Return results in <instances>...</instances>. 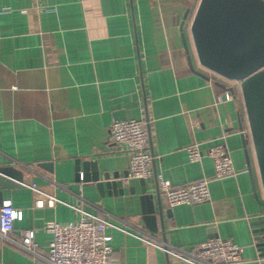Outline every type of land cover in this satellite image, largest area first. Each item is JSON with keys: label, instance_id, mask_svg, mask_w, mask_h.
Here are the masks:
<instances>
[{"label": "crops", "instance_id": "0c3cea01", "mask_svg": "<svg viewBox=\"0 0 264 264\" xmlns=\"http://www.w3.org/2000/svg\"><path fill=\"white\" fill-rule=\"evenodd\" d=\"M198 3L0 0V166L23 171L20 186L0 187V207L9 199L18 213L13 239L33 228L37 251L45 255L47 223L76 221V206L185 250L210 237L230 238L243 246L234 264H264V209L249 167L259 199L264 195L244 104L237 87L197 60L190 26ZM146 117L152 176L130 186L128 153L112 144L109 127L113 119ZM193 142L203 150L223 142L236 174L215 177L206 155L189 162L186 146ZM77 161L93 164L80 169L79 179ZM105 172L111 180L118 174L122 185L100 190ZM158 175L173 185L208 178L210 199L170 208ZM22 183H34L56 200ZM148 206L156 230L144 219ZM106 231L115 264H184L130 234ZM0 264L47 263L0 239Z\"/></svg>", "mask_w": 264, "mask_h": 264}, {"label": "built area", "instance_id": "2783aa9c", "mask_svg": "<svg viewBox=\"0 0 264 264\" xmlns=\"http://www.w3.org/2000/svg\"><path fill=\"white\" fill-rule=\"evenodd\" d=\"M211 73L225 82H235L239 92V82L227 80L214 72ZM230 98L231 94L227 93L226 99ZM109 132L112 144L126 149L128 153L127 178L151 177L153 153L148 118L113 119ZM186 152L188 161L191 163L200 161L205 155L210 157L214 175L217 178L236 174L232 156L223 142L212 144L205 150L201 148L200 143L193 142L186 146ZM22 184L37 194L56 200L34 183ZM157 184L160 194L170 208L179 204L201 203L210 199L208 178H201L185 185H173L169 180L158 175ZM73 207L80 213L76 221L47 223L46 231L51 234V239L47 252L43 255L37 251L35 229H23L19 233L18 240L12 238L14 220L18 213L9 199L4 200L0 207V239L15 243L23 251L42 258L47 264H115L112 258V237L106 231L107 227H111L162 250L184 264H234L242 259L243 246L230 238L210 237L199 243L194 250H185L165 241L155 240L146 234L133 233L125 227L113 224L101 215Z\"/></svg>", "mask_w": 264, "mask_h": 264}, {"label": "water", "instance_id": "95a60500", "mask_svg": "<svg viewBox=\"0 0 264 264\" xmlns=\"http://www.w3.org/2000/svg\"><path fill=\"white\" fill-rule=\"evenodd\" d=\"M190 32L197 60L205 69L227 80L239 82V92L244 104L250 141L253 146L256 165L264 195V0H199ZM185 51L190 60L189 49L182 33ZM242 127V126H241ZM245 143V140H244ZM77 178L80 169L86 170L92 163L77 161ZM251 176L255 198L264 209ZM8 176L9 179L6 178ZM93 170V180H99ZM103 181H98L100 190L110 185L120 187L122 180L114 173H103ZM23 181V171L13 165L0 166V187L13 188ZM143 183V179H140ZM133 179H128L131 186ZM143 200H148L142 184ZM148 206L145 221L156 230L154 215ZM264 223V222H263Z\"/></svg>", "mask_w": 264, "mask_h": 264}, {"label": "rangeland", "instance_id": "374dc122", "mask_svg": "<svg viewBox=\"0 0 264 264\" xmlns=\"http://www.w3.org/2000/svg\"><path fill=\"white\" fill-rule=\"evenodd\" d=\"M230 83H232V86H231V88H232L233 86L237 87V85H236V83H235V82H230ZM233 88H234V87H233Z\"/></svg>", "mask_w": 264, "mask_h": 264}]
</instances>
